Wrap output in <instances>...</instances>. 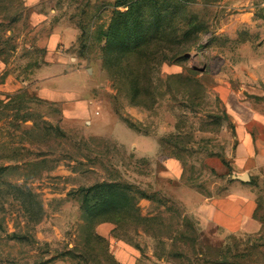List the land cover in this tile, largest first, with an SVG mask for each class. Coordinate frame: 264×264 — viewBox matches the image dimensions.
Listing matches in <instances>:
<instances>
[{
	"label": "rangeland",
	"instance_id": "obj_1",
	"mask_svg": "<svg viewBox=\"0 0 264 264\" xmlns=\"http://www.w3.org/2000/svg\"><path fill=\"white\" fill-rule=\"evenodd\" d=\"M50 2L71 55L45 69L25 52L0 99V264H264V230L194 208L239 171L220 88L264 115V0ZM25 14L0 0L2 19ZM41 67L79 91L40 96Z\"/></svg>",
	"mask_w": 264,
	"mask_h": 264
},
{
	"label": "crops",
	"instance_id": "obj_2",
	"mask_svg": "<svg viewBox=\"0 0 264 264\" xmlns=\"http://www.w3.org/2000/svg\"><path fill=\"white\" fill-rule=\"evenodd\" d=\"M19 1L26 13L22 20L11 23V20L0 16V42L5 39L10 46L7 51L0 46V99L6 100H10L11 91L20 89L26 83L22 77L16 79L19 72H11L13 61L25 59L23 54L34 50L38 59L44 61L43 68H47L49 61L53 65H59V60L71 55L68 49L72 46L74 36L68 30V25L53 19L58 9L52 6L51 0ZM75 59L70 57L71 61ZM26 67H22V76L32 74ZM43 70L42 67L39 68V78H35L40 96L48 99L49 93L63 96L64 92L68 94L79 91L73 86V75L55 71V75L47 76ZM219 92L234 128V138L237 141L234 163L239 171L231 177L232 186L225 194L211 199H198L194 208L197 206L201 210L212 211L221 231L259 234L264 230V223L256 216L259 201L255 189L257 184H264V115L243 99L244 95L226 87H221ZM246 92L250 94L251 90ZM59 99L62 100L63 97ZM242 175L247 176V181L238 179Z\"/></svg>",
	"mask_w": 264,
	"mask_h": 264
},
{
	"label": "trees",
	"instance_id": "obj_3",
	"mask_svg": "<svg viewBox=\"0 0 264 264\" xmlns=\"http://www.w3.org/2000/svg\"><path fill=\"white\" fill-rule=\"evenodd\" d=\"M149 42V41H148ZM102 202V204H108V205H112V206H110V207H115L114 209H122L121 207H120V204H117V203H114V199H112V200H106V201H101Z\"/></svg>",
	"mask_w": 264,
	"mask_h": 264
},
{
	"label": "water",
	"instance_id": "obj_4",
	"mask_svg": "<svg viewBox=\"0 0 264 264\" xmlns=\"http://www.w3.org/2000/svg\"><path fill=\"white\" fill-rule=\"evenodd\" d=\"M238 179L242 181H247V176L246 175L238 176Z\"/></svg>",
	"mask_w": 264,
	"mask_h": 264
}]
</instances>
